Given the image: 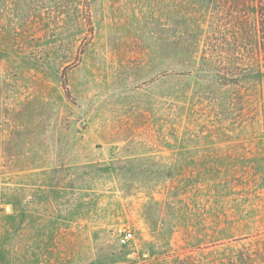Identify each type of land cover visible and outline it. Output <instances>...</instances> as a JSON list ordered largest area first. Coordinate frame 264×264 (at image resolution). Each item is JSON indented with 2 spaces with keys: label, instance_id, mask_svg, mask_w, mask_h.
<instances>
[{
  "label": "rangeland",
  "instance_id": "1",
  "mask_svg": "<svg viewBox=\"0 0 264 264\" xmlns=\"http://www.w3.org/2000/svg\"><path fill=\"white\" fill-rule=\"evenodd\" d=\"M250 5L0 0V264H264Z\"/></svg>",
  "mask_w": 264,
  "mask_h": 264
},
{
  "label": "trees",
  "instance_id": "2",
  "mask_svg": "<svg viewBox=\"0 0 264 264\" xmlns=\"http://www.w3.org/2000/svg\"><path fill=\"white\" fill-rule=\"evenodd\" d=\"M244 3V2H243ZM250 10L255 14L258 45L260 59L257 65L253 66V70L257 72V76L262 82V99H263V114H264V0H250Z\"/></svg>",
  "mask_w": 264,
  "mask_h": 264
},
{
  "label": "built area",
  "instance_id": "3",
  "mask_svg": "<svg viewBox=\"0 0 264 264\" xmlns=\"http://www.w3.org/2000/svg\"><path fill=\"white\" fill-rule=\"evenodd\" d=\"M131 238H132L131 230H124L123 233L120 235V241L123 243L127 242Z\"/></svg>",
  "mask_w": 264,
  "mask_h": 264
}]
</instances>
